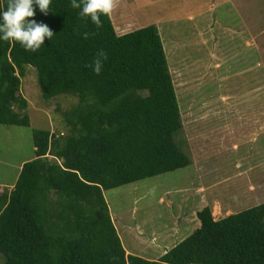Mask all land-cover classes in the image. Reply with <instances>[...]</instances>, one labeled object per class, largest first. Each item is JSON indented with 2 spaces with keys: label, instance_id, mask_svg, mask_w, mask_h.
Here are the masks:
<instances>
[{
  "label": "trees",
  "instance_id": "obj_1",
  "mask_svg": "<svg viewBox=\"0 0 264 264\" xmlns=\"http://www.w3.org/2000/svg\"><path fill=\"white\" fill-rule=\"evenodd\" d=\"M70 5L51 0L47 15L33 5L27 19L54 34L36 53L0 39V124L29 125L27 66L43 99L77 98L62 133L32 130L33 157L0 185V264H264V202L218 219L203 207L200 226L156 260L124 248L104 191L190 164L174 139L180 106L155 24L118 34L110 16L97 29ZM100 50L97 75L87 65Z\"/></svg>",
  "mask_w": 264,
  "mask_h": 264
},
{
  "label": "rangeland",
  "instance_id": "obj_2",
  "mask_svg": "<svg viewBox=\"0 0 264 264\" xmlns=\"http://www.w3.org/2000/svg\"><path fill=\"white\" fill-rule=\"evenodd\" d=\"M110 17L118 34L157 26L181 112L182 128L174 139L191 158L185 167L104 191L127 252L156 260L196 227L184 215L188 188L211 187L205 192L209 200L218 195L226 209L213 208L214 219L264 202L257 176L262 166L249 168L242 178L229 176L237 171L233 160L238 155H248L243 169L264 154L262 135L256 143L241 145L245 137L238 135L246 131L239 122L243 105L264 100V0H116ZM20 92L27 100L29 125L0 124V185L9 188L20 165L34 155L32 130L62 133V112L77 102L70 95L43 99L31 66ZM255 111L247 116L257 119ZM253 187L252 195L247 190Z\"/></svg>",
  "mask_w": 264,
  "mask_h": 264
},
{
  "label": "clouds",
  "instance_id": "obj_3",
  "mask_svg": "<svg viewBox=\"0 0 264 264\" xmlns=\"http://www.w3.org/2000/svg\"><path fill=\"white\" fill-rule=\"evenodd\" d=\"M51 0H7L6 10L0 11V39L9 42H19L30 53H36L44 45L45 38L52 39V30L43 23L27 18L35 16L33 5H38L45 15L48 14ZM116 0H71V7L80 9L82 19L90 18L91 22L99 29L103 26L101 15L110 16L115 8ZM90 33L83 34L88 39ZM107 60L104 50L96 53L95 59L87 65L93 72L99 75L103 68V62Z\"/></svg>",
  "mask_w": 264,
  "mask_h": 264
},
{
  "label": "crops",
  "instance_id": "obj_4",
  "mask_svg": "<svg viewBox=\"0 0 264 264\" xmlns=\"http://www.w3.org/2000/svg\"><path fill=\"white\" fill-rule=\"evenodd\" d=\"M227 2H231V0H227ZM231 8L233 9V7H231ZM244 12L248 13L247 11H244ZM215 16L218 17V15H215ZM216 21H217V19H216ZM234 23H235L234 20L233 21L231 20L230 25H233ZM164 50H165V48H164ZM247 67H249V66H247ZM242 110L243 111H241V112H243V114H244L243 115L244 119L242 118V121H239V122L242 125L245 126V127L244 126H242V127L246 128V131L238 132L239 137H241V136L245 137V139L240 143V145L241 144L256 143L261 135L264 137V100H263V102L260 105L246 103V104L243 105V109ZM255 110L258 111V118L257 119H254L253 116H252L253 113L256 112ZM247 113H252V115L250 114V116H247ZM233 133H234V131H233ZM233 143H235V148H237L239 143H237L236 141H234ZM237 149H236V151H237ZM257 151H259V149ZM244 154L243 155H238L233 160V162L235 161V166H233V167L237 171L235 173H233V174H229V176L232 177V178H242L243 176L248 174L247 170H252V169H249V168H255V167L257 168V167H261L262 166L261 170L258 171V175L257 176L259 177L258 178V183H259L260 188L262 186L264 187V154H263V152L258 153L259 157L257 158L256 163L250 164L247 168H243L242 169L243 165L245 164V160L248 159V155L244 156ZM208 183H206V184H208ZM202 187H203V185H202ZM202 187H200V185L197 184L195 188H188L185 191L184 200H183V201H185V203L183 204V205H185L184 215L187 216V219H189L192 222L194 227L196 226L195 229L200 226V220H198V218H197V211L201 210L202 207H203V206L201 207V205H199L202 202V200L205 201V203H206L205 206H207V205L210 206L211 211H212L213 208H219V207H220V211H222L221 209H226L224 205H219L218 204V195L215 198H213V196L210 197V198H213L211 200H209V197L207 199L208 195L205 194V192H207V190L210 189L211 187L207 188L206 191ZM212 187H214V185ZM247 191L251 192L252 195H253L254 192L256 191V189L253 187L252 189H248ZM203 196L205 197V199H203ZM250 196L251 195H246V197H250ZM239 197H241V196H239ZM236 199H239V198H236ZM219 202H220V200H219ZM221 204H224V203H221ZM168 241L172 242L171 239H169ZM175 244H173L171 247H173ZM171 247H169L168 249H170Z\"/></svg>",
  "mask_w": 264,
  "mask_h": 264
}]
</instances>
